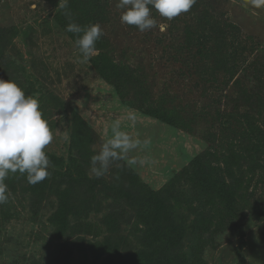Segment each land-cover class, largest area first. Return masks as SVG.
Listing matches in <instances>:
<instances>
[{
    "label": "rangeland",
    "instance_id": "rangeland-1",
    "mask_svg": "<svg viewBox=\"0 0 264 264\" xmlns=\"http://www.w3.org/2000/svg\"><path fill=\"white\" fill-rule=\"evenodd\" d=\"M118 2L0 0V79L54 134L48 178L5 180L0 264H264V7L196 0L140 32ZM70 22L103 30L86 62ZM117 122L148 143L90 178Z\"/></svg>",
    "mask_w": 264,
    "mask_h": 264
},
{
    "label": "clouds",
    "instance_id": "clouds-1",
    "mask_svg": "<svg viewBox=\"0 0 264 264\" xmlns=\"http://www.w3.org/2000/svg\"><path fill=\"white\" fill-rule=\"evenodd\" d=\"M196 0H119L117 8L122 9L120 22L136 26L140 32L158 27L151 16V10L172 20L182 13L190 11ZM255 8L264 7V0H251ZM66 6L65 4L61 7ZM160 30L164 28L161 26ZM66 31L78 35L75 46L84 62L98 54L96 42L103 36L99 24L86 28L70 22ZM133 123L135 117H128ZM54 134L40 109L38 98L26 96L25 92L12 80L0 79V205L8 202V188L5 180L9 173L26 174V180L36 185L49 177L50 160L45 148L53 141ZM148 141L133 138L122 131L117 122L112 127V135L105 140L99 151L90 157V178H101L110 166L120 160H126L128 153L147 145ZM128 160L129 164L136 163Z\"/></svg>",
    "mask_w": 264,
    "mask_h": 264
},
{
    "label": "trees",
    "instance_id": "trees-1",
    "mask_svg": "<svg viewBox=\"0 0 264 264\" xmlns=\"http://www.w3.org/2000/svg\"><path fill=\"white\" fill-rule=\"evenodd\" d=\"M160 211H161V210H160ZM160 216H161V215H160V213L158 212V213L156 214V217L159 218ZM154 220H156V218H155ZM145 234H146L147 236L150 237V233L147 232V233H145Z\"/></svg>",
    "mask_w": 264,
    "mask_h": 264
}]
</instances>
